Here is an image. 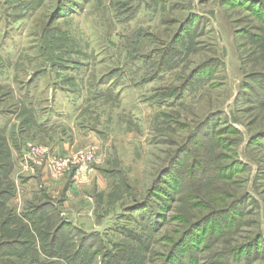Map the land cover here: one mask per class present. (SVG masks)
I'll return each instance as SVG.
<instances>
[{"label":"rangeland","instance_id":"374dc122","mask_svg":"<svg viewBox=\"0 0 264 264\" xmlns=\"http://www.w3.org/2000/svg\"><path fill=\"white\" fill-rule=\"evenodd\" d=\"M0 264H264V0H0Z\"/></svg>","mask_w":264,"mask_h":264},{"label":"crops","instance_id":"0c3cea01","mask_svg":"<svg viewBox=\"0 0 264 264\" xmlns=\"http://www.w3.org/2000/svg\"><path fill=\"white\" fill-rule=\"evenodd\" d=\"M58 150H59V148H58ZM48 165H49V163H48ZM53 167V165H51V167L49 166V171H51V172H53L52 170H50L51 168ZM54 170V169H53ZM89 171V170H88ZM86 174H87V172H86ZM55 175V174H54ZM90 177H93L92 178V180H90L88 183H90V185L91 186H88V185H86V184H82V183H75L74 182V186H72L70 189H69V191H68V194H69V197H68V205L71 203V202H76L77 201V199H76V195L78 196V198L82 195V197H88V190H87V192L85 191L86 189H88V188H91V187H95V185H96V180H95V177H100V176H98V175H96V172L94 173V172H91L90 171V173H89V175H88V178H90ZM93 180H94V182H93ZM80 181V180H79ZM79 181H77V182H79ZM99 181H103V182H105V180H99ZM92 182L94 183L93 184V186H92ZM76 184H78L77 186H76ZM85 186V187H84ZM90 191V190H89ZM85 194H86V196H85Z\"/></svg>","mask_w":264,"mask_h":264},{"label":"trees","instance_id":"16d2710c","mask_svg":"<svg viewBox=\"0 0 264 264\" xmlns=\"http://www.w3.org/2000/svg\"><path fill=\"white\" fill-rule=\"evenodd\" d=\"M48 209H47V208ZM50 205H46V204H43V205H39V204H37V205H34L33 207H32V212L30 213V214H32V216L34 217V215H35V217L34 218H36V217H38L39 218V221H40V217H44V215H46V216H51L53 213L50 211Z\"/></svg>","mask_w":264,"mask_h":264},{"label":"built area","instance_id":"2783aa9c","mask_svg":"<svg viewBox=\"0 0 264 264\" xmlns=\"http://www.w3.org/2000/svg\"><path fill=\"white\" fill-rule=\"evenodd\" d=\"M64 165H66V161L62 159L57 161V166L59 169L62 168Z\"/></svg>","mask_w":264,"mask_h":264}]
</instances>
